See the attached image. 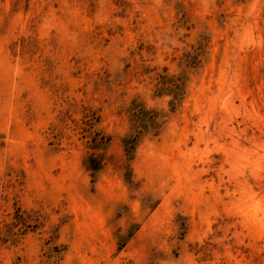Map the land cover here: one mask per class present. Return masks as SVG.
<instances>
[{
  "label": "rangeland",
  "instance_id": "1",
  "mask_svg": "<svg viewBox=\"0 0 264 264\" xmlns=\"http://www.w3.org/2000/svg\"><path fill=\"white\" fill-rule=\"evenodd\" d=\"M0 264H264V0H0Z\"/></svg>",
  "mask_w": 264,
  "mask_h": 264
},
{
  "label": "trees",
  "instance_id": "2",
  "mask_svg": "<svg viewBox=\"0 0 264 264\" xmlns=\"http://www.w3.org/2000/svg\"><path fill=\"white\" fill-rule=\"evenodd\" d=\"M134 140H130V139H126L125 140V143H126V146H127V152H131V150L133 149V144H131Z\"/></svg>",
  "mask_w": 264,
  "mask_h": 264
}]
</instances>
